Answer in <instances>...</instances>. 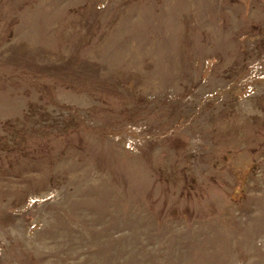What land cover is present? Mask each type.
<instances>
[{"label": "rangeland", "instance_id": "rangeland-1", "mask_svg": "<svg viewBox=\"0 0 264 264\" xmlns=\"http://www.w3.org/2000/svg\"><path fill=\"white\" fill-rule=\"evenodd\" d=\"M0 264H264V0H0Z\"/></svg>", "mask_w": 264, "mask_h": 264}]
</instances>
